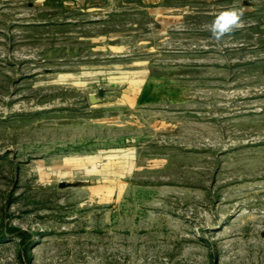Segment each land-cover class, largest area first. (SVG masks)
<instances>
[{"label":"rangeland","instance_id":"1","mask_svg":"<svg viewBox=\"0 0 264 264\" xmlns=\"http://www.w3.org/2000/svg\"><path fill=\"white\" fill-rule=\"evenodd\" d=\"M0 264H264V0H0Z\"/></svg>","mask_w":264,"mask_h":264},{"label":"clouds","instance_id":"2","mask_svg":"<svg viewBox=\"0 0 264 264\" xmlns=\"http://www.w3.org/2000/svg\"><path fill=\"white\" fill-rule=\"evenodd\" d=\"M243 11L235 8L220 12L207 30L211 33V37L216 41L222 40L226 35L233 33L236 29L243 26Z\"/></svg>","mask_w":264,"mask_h":264}]
</instances>
